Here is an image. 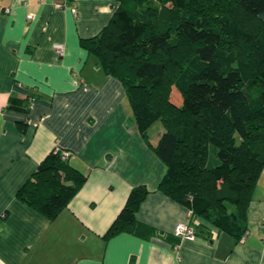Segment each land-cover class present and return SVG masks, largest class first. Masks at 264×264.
<instances>
[{
  "label": "crops",
  "instance_id": "0c3cea01",
  "mask_svg": "<svg viewBox=\"0 0 264 264\" xmlns=\"http://www.w3.org/2000/svg\"><path fill=\"white\" fill-rule=\"evenodd\" d=\"M57 1L0 0V264H264V170L242 237L161 191L168 166L154 147L163 124L146 139L124 83L82 44L111 22L121 0ZM17 84L41 99L30 112L9 108L12 96L25 98ZM58 148L87 180L52 219L19 192ZM137 186L150 193L136 229L107 236ZM182 221L205 234L177 237Z\"/></svg>",
  "mask_w": 264,
  "mask_h": 264
},
{
  "label": "trees",
  "instance_id": "16d2710c",
  "mask_svg": "<svg viewBox=\"0 0 264 264\" xmlns=\"http://www.w3.org/2000/svg\"><path fill=\"white\" fill-rule=\"evenodd\" d=\"M82 44L127 90L147 139L168 171L159 189L194 216L242 237L251 193L264 170V0H121L111 22ZM9 108L41 99L17 84ZM58 148L19 195L56 218L86 183ZM150 191L135 187L107 232L136 229ZM206 229L196 227V234Z\"/></svg>",
  "mask_w": 264,
  "mask_h": 264
},
{
  "label": "built area",
  "instance_id": "2783aa9c",
  "mask_svg": "<svg viewBox=\"0 0 264 264\" xmlns=\"http://www.w3.org/2000/svg\"><path fill=\"white\" fill-rule=\"evenodd\" d=\"M57 3H58V6H60V7L65 6V4L62 2V0H58ZM54 47L57 50V52L59 53V55L62 56L65 54L66 48H65L64 44L58 43ZM68 155H69L68 153H65V157H68ZM174 233L177 237L190 238V239L195 238L197 235L195 228L193 226H191L189 223L184 222V221L177 224Z\"/></svg>",
  "mask_w": 264,
  "mask_h": 264
},
{
  "label": "rangeland",
  "instance_id": "374dc122",
  "mask_svg": "<svg viewBox=\"0 0 264 264\" xmlns=\"http://www.w3.org/2000/svg\"><path fill=\"white\" fill-rule=\"evenodd\" d=\"M158 123H159V122H158ZM156 124H157V123H156ZM156 124H155V125H156Z\"/></svg>",
  "mask_w": 264,
  "mask_h": 264
}]
</instances>
